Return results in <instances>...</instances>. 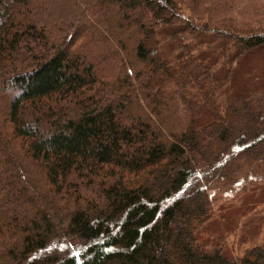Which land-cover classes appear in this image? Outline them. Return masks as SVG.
I'll list each match as a JSON object with an SVG mask.
<instances>
[{
    "label": "trees",
    "instance_id": "1",
    "mask_svg": "<svg viewBox=\"0 0 264 264\" xmlns=\"http://www.w3.org/2000/svg\"><path fill=\"white\" fill-rule=\"evenodd\" d=\"M251 56L264 0H0V264H264Z\"/></svg>",
    "mask_w": 264,
    "mask_h": 264
},
{
    "label": "rangeland",
    "instance_id": "2",
    "mask_svg": "<svg viewBox=\"0 0 264 264\" xmlns=\"http://www.w3.org/2000/svg\"><path fill=\"white\" fill-rule=\"evenodd\" d=\"M238 67L234 73V88L241 91L244 96H248L250 93L259 91L261 88H264V56L259 57H249L245 61L239 60ZM216 71V70H215ZM233 91V86H231ZM219 96V92L216 93V96ZM217 96V98H218ZM263 103L261 107H264V96L262 97ZM221 98L216 101V103L221 104ZM251 122V121H250ZM239 183H241L239 181ZM230 193V192H229ZM258 198V199H257ZM263 200L262 197H247V198H238L237 202L227 204L224 201H220L214 206L217 215H226L232 211L241 210L243 206L248 203H258ZM250 205V204H248ZM231 214V213H230Z\"/></svg>",
    "mask_w": 264,
    "mask_h": 264
}]
</instances>
